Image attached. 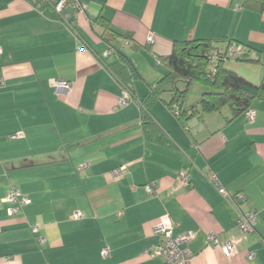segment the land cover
Wrapping results in <instances>:
<instances>
[{"label": "crops", "instance_id": "0c3cea01", "mask_svg": "<svg viewBox=\"0 0 264 264\" xmlns=\"http://www.w3.org/2000/svg\"><path fill=\"white\" fill-rule=\"evenodd\" d=\"M78 2L53 18L29 0H0V264H165L152 253L164 214L175 235L195 234L190 264H264V95L250 106L251 122L223 107L182 123L163 92L148 109L165 142L146 137L142 126L143 100L166 72L159 57L174 41L212 39L219 51L241 43L249 60L223 66L259 83L264 13L243 9L242 0ZM99 15L127 36L112 44L141 75L123 105V89L106 68L114 48L93 23ZM52 80L70 82L69 90L55 91ZM121 166L114 179L111 170ZM209 170L245 201L237 206L221 195ZM181 171L189 184L178 187ZM11 187L30 199L13 215L4 200ZM241 211L256 213L250 233L236 225ZM209 234L218 247L207 244ZM229 240L236 241L231 255L221 248Z\"/></svg>", "mask_w": 264, "mask_h": 264}, {"label": "trees", "instance_id": "16d2710c", "mask_svg": "<svg viewBox=\"0 0 264 264\" xmlns=\"http://www.w3.org/2000/svg\"><path fill=\"white\" fill-rule=\"evenodd\" d=\"M29 1L49 16L56 17V12L47 1ZM242 8L264 13V0H242ZM93 23L102 28L101 37L109 46L114 48L116 54L113 61L106 63V68L130 98H134V83L141 79V75L130 57L112 44L113 40L118 37L126 39L127 36L115 31L110 21L102 15L94 18ZM214 42L212 39L205 38L174 41L171 51L159 57V63L162 64L166 72L159 80L150 85V92L143 100L142 126L146 137L155 136V140L165 142L163 138L156 135V127L148 109V106L155 99H158L163 92H170V99L165 103L169 108L177 106L178 118L182 123L203 113L220 111L223 107H228L231 117H235L245 113L255 99L264 95V78L259 83H254L237 72L224 67V60L222 59L216 63L215 67L211 66L208 55L215 49ZM241 45L245 47V53L235 59L249 60L246 46ZM253 59V61H260L259 56L253 57ZM208 66H210L209 69H207ZM177 81H183L185 86L183 88L178 87ZM195 81L202 84L207 90L201 93L194 104L187 107L185 102L189 86ZM169 83L172 87L167 88L166 85Z\"/></svg>", "mask_w": 264, "mask_h": 264}, {"label": "built area", "instance_id": "2783aa9c", "mask_svg": "<svg viewBox=\"0 0 264 264\" xmlns=\"http://www.w3.org/2000/svg\"><path fill=\"white\" fill-rule=\"evenodd\" d=\"M47 1L54 9L56 13H62V11L69 4H73L76 7L79 6L78 0H45ZM155 37L153 34H149L147 41L153 43ZM245 53V47L241 44L231 42L225 51L214 50L208 55L209 62L212 67H215L216 63L219 60L235 59L237 57L243 56ZM214 72V68H213ZM51 85L54 87L55 91H67L70 88V82L65 80H52ZM130 99V96L126 91L123 90V97L120 100V103L123 105L127 103ZM246 117L251 122L254 117V111L252 109H247ZM20 136L18 133H15L10 136V138ZM86 165H80L79 168H84ZM125 166H121L111 170L110 174L114 179H117L122 176ZM207 179L213 185V187L223 196H230L233 202L239 206L241 202H244L246 197L243 192L238 191L234 194H230L222 181L218 177L215 171L209 170L206 174ZM189 184V175L185 171L179 172L177 176V186H187ZM145 189L149 194L153 193V182L145 185ZM5 202L9 205L7 207V212L9 215H13L19 206L23 204L30 203V199L23 195L16 187H11L5 198ZM76 217H81V212L75 213ZM256 223V213L254 211H241L239 217L236 220L237 227L241 230L242 233H250L254 230ZM176 223L169 217L168 214L162 215L158 221L155 223L153 232L157 238L155 246L152 248V253L154 256L159 257L163 260L165 264H190L194 255L188 247V242L194 237L193 232H186L179 235L174 234V228ZM33 231L37 232V228L33 227ZM39 241H42L43 238L38 237ZM206 242L208 245L213 247H218L217 239L214 234H209L207 236ZM222 250L227 254L231 255L236 251V241L229 240L224 242L221 245ZM108 247L102 249V255H108ZM254 251H249L247 253V258L252 259L254 257Z\"/></svg>", "mask_w": 264, "mask_h": 264}, {"label": "rangeland", "instance_id": "374dc122", "mask_svg": "<svg viewBox=\"0 0 264 264\" xmlns=\"http://www.w3.org/2000/svg\"><path fill=\"white\" fill-rule=\"evenodd\" d=\"M231 60V59H228ZM227 60H224V62ZM210 66L207 67V69H209ZM141 81V80H140ZM142 83V82H141ZM177 86L180 88H183L185 86L183 81H177L176 82ZM167 88L172 87V85L169 83L168 85H166ZM207 90L206 87H204L202 84H200L199 82H192L189 86V91H188V98L186 100L187 104H194L200 97L201 93L203 91ZM165 98H169V94L165 93L163 94Z\"/></svg>", "mask_w": 264, "mask_h": 264}]
</instances>
